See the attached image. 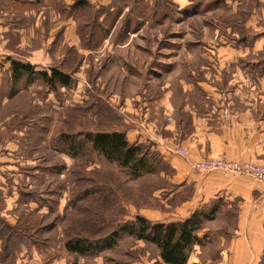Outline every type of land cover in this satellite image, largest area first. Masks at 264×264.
Listing matches in <instances>:
<instances>
[{
  "label": "rangeland",
  "instance_id": "374dc122",
  "mask_svg": "<svg viewBox=\"0 0 264 264\" xmlns=\"http://www.w3.org/2000/svg\"><path fill=\"white\" fill-rule=\"evenodd\" d=\"M198 1L188 0L186 5L185 0H168L170 17L149 21L141 16L151 15V9L126 7L110 20L112 24H98L106 30L102 39L95 27L90 45L94 48L89 50L83 38L95 15L91 10L73 14L65 8L45 9L74 17L73 39L64 38L63 24L46 23L41 31L36 27L38 38L34 31L27 32L23 60H32L37 69L70 72L75 78L71 88L57 91L39 78L24 76L16 82L9 77L0 87V118L7 119L9 128L0 130V164L9 163L8 168L0 165V193L12 194L9 208L19 216L16 227L41 247L44 257L65 255L70 264H131L147 253L150 260L159 254L155 246L127 235L117 247L96 257L81 259L67 253L65 243L71 236H105L118 218L130 221L152 214L178 220L177 208L192 191L178 196L171 179H162L155 169L137 178L90 148L72 157L62 150L61 133L114 130L120 116L127 127L143 124L147 104L160 98L163 86L175 88L187 71L215 58L210 51L226 46L229 28H241L238 22L253 15L264 16V0H223L213 9L201 3L197 7ZM57 21H63L58 14ZM259 23L255 25L264 33V18ZM0 71L4 78L2 67ZM14 125L20 128L15 133ZM8 139L12 144L7 145ZM144 144L147 148L150 143ZM5 208L0 197V209ZM201 208L207 215L218 209L203 225L206 237H211L203 239L199 249L205 264L208 259L216 261L219 236L235 227L237 208L236 202L223 200Z\"/></svg>",
  "mask_w": 264,
  "mask_h": 264
},
{
  "label": "crops",
  "instance_id": "0c3cea01",
  "mask_svg": "<svg viewBox=\"0 0 264 264\" xmlns=\"http://www.w3.org/2000/svg\"><path fill=\"white\" fill-rule=\"evenodd\" d=\"M114 1L87 0L93 7H108ZM145 1L153 3V0ZM75 2L0 0V67L5 71L6 78L0 71V87L9 82V77L13 78L11 60L37 67L31 63L32 60L25 61L20 57L25 52L27 32L34 31L37 37L36 27L41 31L46 23L63 24L64 38H74V17L59 14L57 10L48 13L45 9L65 8L72 13ZM185 3L188 5V0ZM57 14L62 22L57 21ZM262 18L263 15H253L238 22L242 23L241 28H229L226 46L210 51L215 58L208 62L204 59L205 64L187 71L175 88L168 84L163 86L160 98L147 104L142 119L146 122H134L127 133L129 142L151 143L170 163L176 172L171 179L177 186L176 193L192 191L191 197L177 208L178 220L165 221L152 214L144 215L151 222L184 221L209 203L219 200L236 202L237 209L233 214L235 227L220 234L216 261L208 259L205 264H260L264 257V183L248 177H225L220 172L201 174L191 167L193 161L219 156L264 165V63L260 57L264 52V33L257 27ZM244 29L257 30L259 37L250 44V38L248 41L243 38ZM131 117L135 120L134 116ZM168 118L170 121H167ZM5 121L7 119L0 118V130H9ZM19 129L18 125H14L13 133ZM9 141L5 140L7 145L12 144ZM176 146L187 149L188 158L176 155ZM8 164L0 165L8 168ZM0 194L7 203V209H0V264H70L65 255L44 257L41 247L21 235L16 227L19 216L9 208L12 194ZM205 232L202 228L198 237L211 241ZM202 248V245L193 247L188 264L204 263L199 251ZM157 262L164 264L159 254L150 260L147 253L131 264Z\"/></svg>",
  "mask_w": 264,
  "mask_h": 264
},
{
  "label": "trees",
  "instance_id": "16d2710c",
  "mask_svg": "<svg viewBox=\"0 0 264 264\" xmlns=\"http://www.w3.org/2000/svg\"><path fill=\"white\" fill-rule=\"evenodd\" d=\"M194 1L195 0H189L191 3H195ZM206 1L207 0H199L198 4L195 5L198 7L200 5L199 3H201L213 9L223 2V0H210L207 4ZM126 7L151 9V15L145 16V14H142L141 16L143 18L147 17V21L170 17L168 0H154L152 4L145 0H140V2L138 0H115L112 5L108 7H93L87 0H76L75 5L72 7L73 14V11L76 10L84 12H86V10H91L95 13L87 23L89 29L88 37L83 38V40L88 43L87 50L94 48V46L92 47L90 45L91 42L94 41L91 39V36H93L95 27L100 26L98 25L99 23H106L107 25L112 24L113 22L109 23L110 20L113 17H119L122 9ZM160 12L162 15L159 16L158 14ZM102 17H104L103 20H101ZM98 30L101 34V38L99 39H102L106 34L105 27H98ZM242 35L244 40L248 41L250 38V44L259 37V35L255 34L253 31L246 29L243 30ZM260 57L264 63V52ZM11 72L15 81L22 76L30 80L36 77L56 91L59 87L71 88L75 81V78L70 72H64L54 67L50 68L49 71H37L30 63H22L15 60H11ZM114 126V130L80 131L75 135L61 133L63 140L62 150H65L67 154L72 157H79L80 154H83L90 148L92 151L103 156L110 163H118L121 167L128 170L131 175L137 178L145 172L152 173L154 169L159 172L160 175L162 174V179H172L175 176L176 172L173 167L151 143L145 148L144 143L128 141L127 133L130 127H127L123 123L121 116ZM173 186L177 189L175 184ZM177 195L180 196L182 194L177 193ZM188 196L185 194L183 201L188 199ZM217 210L216 208L207 215L205 210L200 209L184 221L171 223H153L142 215H136L130 221L118 218V224L116 223L117 225L114 226L109 234L101 237L97 236L94 237V239L84 236H71L65 243V249L68 254L78 257H96L105 251L117 247L119 240L124 235H127L138 241H144L149 245L155 246L164 264H188L193 247L203 244V239L198 237V232L203 228L205 221L212 220ZM211 213L213 215L209 216Z\"/></svg>",
  "mask_w": 264,
  "mask_h": 264
},
{
  "label": "built area",
  "instance_id": "2783aa9c",
  "mask_svg": "<svg viewBox=\"0 0 264 264\" xmlns=\"http://www.w3.org/2000/svg\"><path fill=\"white\" fill-rule=\"evenodd\" d=\"M167 121H170V119L168 118ZM174 153L183 158L189 156V151L182 146H176ZM191 167L201 174L220 172L225 177H248L264 183V166L251 162L235 161L226 156L193 161Z\"/></svg>",
  "mask_w": 264,
  "mask_h": 264
}]
</instances>
